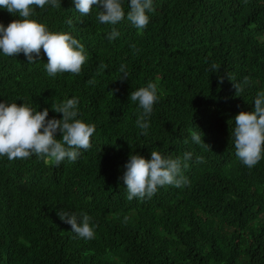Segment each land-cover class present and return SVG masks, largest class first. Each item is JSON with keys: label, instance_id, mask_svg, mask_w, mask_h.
<instances>
[{"label": "trees", "instance_id": "trees-1", "mask_svg": "<svg viewBox=\"0 0 264 264\" xmlns=\"http://www.w3.org/2000/svg\"><path fill=\"white\" fill-rule=\"evenodd\" d=\"M153 5L144 30L126 16L115 26L101 24L95 5L81 15L72 0L37 8L33 19L84 45L89 59L79 75L49 76L43 49L36 64L0 51V103L48 108V119H62L52 105L77 97V118L96 125L91 148L75 162L0 156V264H264V158L246 167L231 138L235 116L252 111L264 90V0ZM15 19L0 9L5 27ZM113 27L120 35L109 41ZM122 64L129 74L123 82ZM245 77L237 96L233 83ZM150 82L159 99L142 135L129 95ZM196 127L210 150L191 140ZM152 150L173 158L191 152L182 169L190 184L129 201L119 179L124 165L130 154L150 159ZM60 209L91 216L95 238L72 232Z\"/></svg>", "mask_w": 264, "mask_h": 264}, {"label": "clouds", "instance_id": "clouds-1", "mask_svg": "<svg viewBox=\"0 0 264 264\" xmlns=\"http://www.w3.org/2000/svg\"><path fill=\"white\" fill-rule=\"evenodd\" d=\"M72 2L74 9L81 15H89L95 5L99 9L97 20L101 24L115 26L126 16L138 30L146 29L150 22L149 13L155 11L153 0H129L127 13L124 0ZM46 5L59 9L61 0H0V9L19 17L6 27L0 23V51L6 56L15 57L23 53L29 64H36L43 49L48 59L45 66L49 76L55 77L58 73L79 75L89 59L84 45L70 33L50 31L46 24L33 19L37 15L36 9H43ZM67 23L71 25L72 21L69 19ZM119 35L113 27L107 39L113 41ZM132 47L135 48L134 45ZM105 67L104 64L99 65L97 75L101 74ZM211 70L219 72L220 66L213 63ZM119 72L123 74L119 81L127 80L129 74L125 65L120 66ZM223 79L224 77H218L219 83H223ZM88 83L94 84L95 79L89 80ZM248 83V77H245L242 83H233L237 96L244 91V86ZM157 93V84L150 82L145 87L131 91L129 95V101L138 103L136 125L144 130L142 135L148 134L149 118L154 104L159 99ZM78 103L79 99L73 97L59 105L53 104L52 111L62 114V119H48V108L39 111L26 103H0V156H6L9 161H13L36 155L51 160L56 166L65 160L75 162L80 157L81 150L87 151L91 148V138L96 131L94 123H86L77 118ZM57 133L60 134V139L56 138ZM190 135L195 144L210 150V146L204 142V133L201 130L193 131ZM231 138L236 156L246 167L252 168L264 158V90L257 93L252 111H241L235 116ZM191 158V152L173 158L152 150L150 159H145L139 154H130L128 162L124 165L125 171L119 178L126 186V199H151L160 187L171 185L180 188L189 185L190 181L183 175L182 169L189 167L187 161ZM201 160V157H197V162ZM57 215L69 224L72 232L80 238H95L96 225L87 213L60 209ZM127 219L126 216L125 222Z\"/></svg>", "mask_w": 264, "mask_h": 264}]
</instances>
